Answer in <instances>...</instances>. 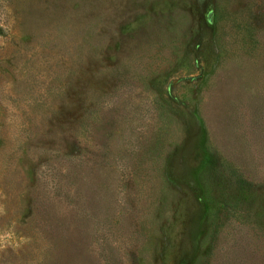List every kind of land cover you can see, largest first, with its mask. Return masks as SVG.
Segmentation results:
<instances>
[{
	"label": "rangeland",
	"instance_id": "obj_1",
	"mask_svg": "<svg viewBox=\"0 0 264 264\" xmlns=\"http://www.w3.org/2000/svg\"><path fill=\"white\" fill-rule=\"evenodd\" d=\"M0 264H264V0H0Z\"/></svg>",
	"mask_w": 264,
	"mask_h": 264
}]
</instances>
